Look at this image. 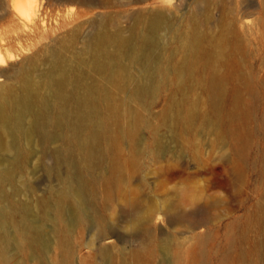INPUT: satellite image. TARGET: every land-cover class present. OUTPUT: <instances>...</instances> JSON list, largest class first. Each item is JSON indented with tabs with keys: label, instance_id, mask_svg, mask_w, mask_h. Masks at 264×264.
I'll list each match as a JSON object with an SVG mask.
<instances>
[{
	"label": "bare ground",
	"instance_id": "1",
	"mask_svg": "<svg viewBox=\"0 0 264 264\" xmlns=\"http://www.w3.org/2000/svg\"><path fill=\"white\" fill-rule=\"evenodd\" d=\"M229 2L193 0L191 5L196 9H187L175 24H169L158 11L135 15V23L127 29L120 23L110 27L105 18L98 17L87 22L91 30L85 36L84 25L77 24L53 38L71 23V16L62 14L67 5L87 8L78 13L80 19L93 8L107 7L109 1L0 0V153L13 156L9 166L1 169L5 171H0V183H12L16 168H25L22 163L30 153L46 157L44 143L56 144L52 148L56 165L50 171L64 184L63 189L54 192L56 208L60 211L72 202L78 216L69 228L77 226L91 233L100 252L107 255V247L102 244L112 243L117 237L104 227L103 215L89 207L88 201L96 199L101 189L108 190L109 172L113 176L136 171L128 166L138 165V151L143 145L139 130L144 125L157 131L159 125L152 126L135 105H144L149 97L169 86L172 76L179 91L202 90L211 109L210 117L199 109V102L188 105L174 100L163 111V121L168 118L190 129L176 133L175 138L189 144L187 135L209 131L217 135L222 148L225 137H230L233 150L241 153L246 148L241 128L250 111L248 98L255 96L257 86L244 60L249 57L248 37L256 31L264 36V0ZM162 31H167L164 37ZM175 55L180 57L177 64ZM230 81H234L233 110L226 112L223 104ZM125 140L131 147L127 154L121 146ZM159 147L157 142L156 149ZM73 154L78 156L76 162L70 160ZM64 161L79 172H60ZM103 165L111 168L104 173ZM233 167L232 174L238 175L239 165L235 162ZM4 198L0 190V202ZM127 202L140 203L134 198ZM213 203L212 198L195 193L190 213L180 211L167 198L147 202L137 211L133 208L135 215L122 221L124 227L140 234L130 251L132 263H153L157 225L169 222V216L174 217L171 227L184 225L191 236L178 240L160 237L164 256H169L171 262L202 257V252L194 248L205 241V236L197 230L208 222L195 214V208ZM17 211L16 205L2 211L0 223L13 221ZM254 228L264 236V204L250 212L240 238L242 248L246 246L241 256L244 252L248 264H264V240L257 243L250 239ZM21 234L26 241L35 240L30 229Z\"/></svg>",
	"mask_w": 264,
	"mask_h": 264
},
{
	"label": "rangeland",
	"instance_id": "2",
	"mask_svg": "<svg viewBox=\"0 0 264 264\" xmlns=\"http://www.w3.org/2000/svg\"><path fill=\"white\" fill-rule=\"evenodd\" d=\"M108 1L107 7L93 8L80 19L77 18L78 13L87 8L77 4L67 5L62 14L70 15L71 23L67 29L57 31L53 38L73 29L77 24L84 25L82 31L85 36L91 30L87 22L98 17L105 18L110 27L120 23V26L127 29L135 23L133 17L137 14L147 15L158 11L164 14L169 24H175L187 9H196L194 4L191 5L193 0H146L143 3H138L139 0ZM170 4L173 8H170ZM201 7L204 9V5ZM51 25L55 26L53 21ZM166 32L162 31L161 35L164 37ZM248 40L249 57L244 62L246 69L254 73L257 86L255 96L248 98L250 111L241 128L246 148L241 153L237 154L233 150L228 136L222 148L217 135L198 130L187 135L189 144H183L175 136L176 133L187 131L183 128L185 124L176 125L166 118L165 121L169 122L163 126V111L174 100L188 105L199 102V109L211 117L209 101L202 90L194 88L193 92L189 89L179 91L173 85L175 78L172 76L169 86L149 97L144 105H135L152 126L159 125L157 131L144 125L140 128L138 135L143 145L141 151H138V165L128 166L129 169L137 168L136 171L113 176L109 172L110 191L101 189L96 199L88 196L89 201L93 199L88 201V206L90 204L103 215L104 227L117 237L112 243L106 241L102 244L107 247V255L100 252V246L91 233L77 226L69 228V224L78 216V210L72 202L64 204L60 211L57 210L54 192L63 189L64 184L50 171L56 165L55 154H52L56 144L47 141L43 145L48 149L47 155L52 154L50 157L35 151L30 153L22 163L25 168H16L13 182L0 183V190L5 197L0 202V213L12 205L18 207L13 221L0 223V264H133L130 251L136 246L140 234L124 227L122 223L127 217L135 215L133 208L137 211L138 207L147 202L156 203L167 198L168 203L180 211L190 213L195 193H203L206 198L215 201L208 206L195 208V214L208 222L207 226L197 230L198 234L205 236V241L194 248L202 252L203 256L195 261L180 262H171L169 256H164L160 237L178 240L191 236L184 225L171 227L170 222L174 217L169 216V222L163 221L157 225L158 243L152 264H248L244 252L241 256V250L246 246L242 248L240 238L250 212L264 204V36L256 31ZM179 62L180 57L175 55L174 64ZM233 82L228 84L223 104L226 112L233 110ZM245 96L248 97V94ZM157 142L160 145L158 150ZM36 146L39 148V144L36 143ZM121 146L125 154L131 149L126 140L121 142ZM12 157L9 152L0 153L3 162L0 171H5L1 169L9 166L8 161H12ZM77 157L73 154L69 159L76 162ZM235 162L239 165L240 173L234 176L231 168H234ZM65 163H60V172L77 171ZM101 168L105 173L106 168L111 167L103 165ZM130 198L138 199L141 204L138 206L127 202ZM26 228L35 233L34 241H26L22 236ZM250 239L259 243L264 240V236L254 228L250 232Z\"/></svg>",
	"mask_w": 264,
	"mask_h": 264
}]
</instances>
